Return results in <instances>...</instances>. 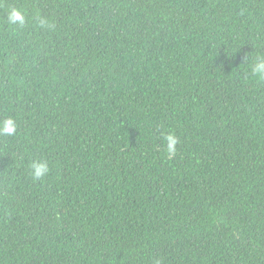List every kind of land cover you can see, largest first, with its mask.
Listing matches in <instances>:
<instances>
[{
  "label": "trees",
  "instance_id": "trees-1",
  "mask_svg": "<svg viewBox=\"0 0 264 264\" xmlns=\"http://www.w3.org/2000/svg\"><path fill=\"white\" fill-rule=\"evenodd\" d=\"M262 58L264 0H0V264H264Z\"/></svg>",
  "mask_w": 264,
  "mask_h": 264
},
{
  "label": "clouds",
  "instance_id": "clouds-1",
  "mask_svg": "<svg viewBox=\"0 0 264 264\" xmlns=\"http://www.w3.org/2000/svg\"><path fill=\"white\" fill-rule=\"evenodd\" d=\"M8 22L9 24H20L25 23V15L21 10L12 7L8 12ZM43 26L46 22L44 20L40 21ZM252 72L256 75H264V58L258 59L257 62L252 67ZM17 132V123L14 118L7 117L0 120V136H14ZM165 140L167 142V150L169 153H173L176 150V146L179 143L178 137L173 132H169L165 135ZM30 175L34 180H41L49 171V166L46 161H34L30 165ZM159 264V262H157Z\"/></svg>",
  "mask_w": 264,
  "mask_h": 264
}]
</instances>
